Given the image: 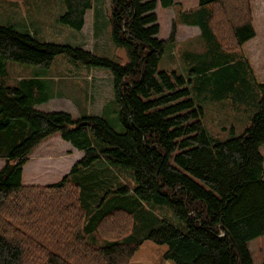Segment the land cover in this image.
<instances>
[{
  "label": "trees",
  "instance_id": "16d2710c",
  "mask_svg": "<svg viewBox=\"0 0 264 264\" xmlns=\"http://www.w3.org/2000/svg\"><path fill=\"white\" fill-rule=\"evenodd\" d=\"M63 1L59 20L81 31L93 0ZM174 2L161 0L164 7ZM199 6L189 16L208 51L191 56L186 74L159 69L175 29L169 41L158 37L157 0H111L112 36L126 50V64L0 25L1 71L6 60L50 68L61 54L109 68L124 127L119 132L102 116L40 110L52 95L38 79L22 87L0 83V264H256L249 243L264 235V82L255 80L260 95L250 126L224 141H212L205 108L193 97L195 90L207 94L211 83L217 95L235 90L230 76L243 80V68L233 67L225 52L256 36L251 3L201 0ZM56 133L83 157L58 182L25 185L31 154ZM99 160L132 170L135 195L168 206L185 230L163 221L140 241L123 240L134 214L116 207L95 222L107 243L91 242L82 186L70 175Z\"/></svg>",
  "mask_w": 264,
  "mask_h": 264
},
{
  "label": "rangeland",
  "instance_id": "374dc122",
  "mask_svg": "<svg viewBox=\"0 0 264 264\" xmlns=\"http://www.w3.org/2000/svg\"><path fill=\"white\" fill-rule=\"evenodd\" d=\"M256 1L255 15L250 0L256 37L240 49L233 52L224 51L233 67L243 68V80L230 76L228 80L234 82L235 90L228 88L223 95H217L216 85L212 83L207 94L199 96L195 90L193 95L205 108L204 123L214 142L242 134L250 126L258 110L255 104L256 96L260 94L255 82L264 80V0ZM65 11L63 0H0V25H11L19 31L29 32L43 42L70 44L120 64L128 62L126 50L117 46L113 40L111 0H93L81 31L59 20V16ZM159 15L163 22L159 23L162 33L168 35L169 23L166 24L165 21L170 20L169 15L167 12H161L158 13V18ZM179 40L173 54L169 47L166 48L159 64L160 70H178L182 73L180 70L187 63V58H184V61L181 59L182 51L190 48L202 50L199 38L184 37ZM204 50L208 51L207 47ZM247 60L252 65L256 79ZM243 70L247 73L243 74ZM35 79L46 87L43 93L54 95L49 102L38 104L37 108L40 110L64 111L75 118L85 114L102 116L115 130L124 131L120 122L122 106L116 98L113 74L109 68L92 66L61 54L55 58L50 68L6 60L3 70H0V83L7 86L22 87L29 80ZM198 81L200 79L196 78L195 83L198 84ZM36 86L37 94H41L42 90L38 89L37 84ZM237 90H242L244 94L239 97ZM50 138L53 139L48 144L37 149L43 141L37 150H34V153L44 154V159H29L26 168L24 166L25 185L44 186L58 182L80 158L82 151L70 150L72 145L59 133ZM261 151L264 154V145ZM4 163L5 160L0 158V169ZM36 173L41 176L40 179L36 178ZM70 178L82 186L83 205L88 210L85 234L98 246L105 245L107 239H104L95 227V222L100 214L116 207H125L134 214L133 230L123 240L140 241L163 221L183 230L186 228L184 222L176 217L168 206L145 202L135 195L137 181L132 170L128 168L110 166L99 160L93 166L71 174ZM124 186L129 187L130 192L118 191ZM249 248L254 262L263 264L264 235L252 240Z\"/></svg>",
  "mask_w": 264,
  "mask_h": 264
},
{
  "label": "crops",
  "instance_id": "0c3cea01",
  "mask_svg": "<svg viewBox=\"0 0 264 264\" xmlns=\"http://www.w3.org/2000/svg\"><path fill=\"white\" fill-rule=\"evenodd\" d=\"M200 1L201 0H175V2L171 6L164 7L162 5V3H161V0H157V7H156L157 16H158V13L167 12L168 15H169L168 17L170 18V20H167L166 19V21H165L166 24L169 23V30L167 31L168 32V35L167 34H164L163 35L162 29L160 28L158 37L160 39H162V40L169 41L171 39L172 35H173V30L175 29L174 41L169 42V44L167 46V47H169V49H171L172 54H173L174 49L176 48V46H178L177 45V42L180 41L179 39H183L184 37H187V38H194L195 37V38H199L201 40L200 43L202 44V50H197V49L194 50V48H190V49H184L182 51V53H181V55H182V57H181L182 61H184V58H187V63H185V65L183 64L184 67L180 70L184 74L187 73V69L190 68V66H191V64L193 62V59L191 58V56L194 55V54H198V53L203 52L204 51V48L206 47V43H205L204 36L202 34V30H201L200 26H198L197 24H192L193 18L191 16H189L193 11L197 10L200 7L199 6L200 5ZM256 3H257L256 0H252V4H253L254 14L255 15H256V10H255ZM161 22H162V20L160 19V15H159L158 23H161ZM249 41H247L245 43V45L247 43H250ZM188 44H190V43H188ZM249 65H250V67L252 69V73H253V75H254V77L256 79L254 70H253L252 65L250 64V62H249ZM257 82H259V83L260 82H264V80L263 81H257ZM53 97H54V95H52L51 98L47 102H49L51 99H53ZM47 102H45V103H47ZM37 107H39V106L37 105ZM52 139L53 138H50L48 140L46 139L39 146V148H37V149H41L43 146H45L46 144H48L50 142V140H52ZM75 149L76 148H74L72 146V149H70V150H75ZM34 152H36V151H34ZM34 152L30 156V160L31 159H34V158L35 159H38V160H43L44 159V157H45L44 154H41V153H38V152L37 153H34ZM45 155H47V154H45ZM83 155H84V153L82 152V154L80 155V158L78 159V161L81 160V158L83 157ZM46 157H48V156H46ZM30 160H29V162H30ZM78 161H76L74 164H72L71 169H72L73 165H75ZM104 162H105V164L109 165L108 162H106V161H104ZM25 168H26V166H25ZM25 168H24V170H25ZM71 169L67 173H69L71 171ZM24 170H23V175H24ZM40 177L41 176H39L37 174V177L36 178L37 179H40ZM30 179H32V178H30Z\"/></svg>",
  "mask_w": 264,
  "mask_h": 264
}]
</instances>
